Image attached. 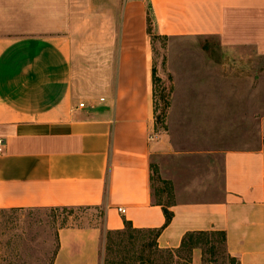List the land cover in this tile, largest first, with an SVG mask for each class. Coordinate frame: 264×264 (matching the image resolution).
Segmentation results:
<instances>
[{
	"label": "crops",
	"instance_id": "obj_1",
	"mask_svg": "<svg viewBox=\"0 0 264 264\" xmlns=\"http://www.w3.org/2000/svg\"><path fill=\"white\" fill-rule=\"evenodd\" d=\"M153 36L264 57V0H0V210L103 212L100 227L58 230L52 264H103L105 232L124 224L161 229L164 250L190 232H223L236 264H264V116L250 148L196 154L152 138ZM87 40L101 46L106 71L89 90L78 78ZM164 155L174 164L168 176L158 167ZM178 159L190 160L187 172ZM152 166L171 188L167 225ZM197 168L204 185L187 177ZM197 188L201 199L189 196ZM190 261L202 264L200 249Z\"/></svg>",
	"mask_w": 264,
	"mask_h": 264
},
{
	"label": "rangeland",
	"instance_id": "obj_2",
	"mask_svg": "<svg viewBox=\"0 0 264 264\" xmlns=\"http://www.w3.org/2000/svg\"><path fill=\"white\" fill-rule=\"evenodd\" d=\"M151 43L153 67L159 79L155 87L154 118L161 117L165 110L164 120H155L152 138L163 143L170 139L176 150L196 154L226 148H250L258 143V120L264 116L263 56L251 50L225 56L215 40L153 36ZM92 44L89 40L80 43L78 78L88 90V86L95 84L92 76L98 81L106 75L100 68L101 46L93 47ZM113 61L111 57V65ZM169 159L170 167L166 155L158 161V167L167 171L165 176L172 172L174 165L172 158ZM177 161L180 174L181 170H189L190 160ZM158 167L152 166L155 202L169 205L173 202L171 188L160 176ZM195 171L187 173L188 179L204 185L207 181L205 171L198 168ZM211 179L212 187L216 189L212 195H218L221 184L218 169ZM204 194L197 188L189 196L201 199ZM102 223L103 212L96 209L0 211V262L52 264L59 229L100 227ZM133 236L138 239L142 235L134 233ZM117 239L113 235L111 241ZM151 240L147 236L143 241L149 243ZM115 249L112 246V250ZM139 251L137 242L130 255L136 258ZM205 259L209 261L205 264H236L221 247L216 256L207 254ZM133 264L139 263L134 261Z\"/></svg>",
	"mask_w": 264,
	"mask_h": 264
},
{
	"label": "trees",
	"instance_id": "obj_3",
	"mask_svg": "<svg viewBox=\"0 0 264 264\" xmlns=\"http://www.w3.org/2000/svg\"><path fill=\"white\" fill-rule=\"evenodd\" d=\"M148 34L151 36V23L148 19ZM153 38V37H152ZM153 76V94L155 98V87L159 79L156 77L155 68L152 70ZM165 108L168 104L165 103ZM164 108V109H165ZM156 114V105L154 102V115ZM165 118V110L162 112L161 117H156L155 120L162 121ZM166 184V183H165ZM162 207L165 217V225H167L172 219V213L168 211L167 207L170 205H163L157 203ZM65 209V208H63ZM55 210V209H52ZM6 211V210H0ZM161 229L157 230H136L130 227L128 224H124V228L118 231H106L104 241V257L103 264H133L137 261L139 264H191L190 256L192 250L200 249L202 252V264L209 262L205 259L207 254L210 257L217 255L219 247L225 251V234L223 232H190L184 235L182 238L180 247L177 250H164L159 249L156 243ZM141 234L140 238H135L133 234ZM118 237L116 242H112V236ZM147 236L152 240L149 243H145ZM139 243L140 251L136 258L130 255L134 251L136 243ZM125 243V244H124ZM112 246H115V250H112ZM113 255V258L111 256Z\"/></svg>",
	"mask_w": 264,
	"mask_h": 264
},
{
	"label": "built area",
	"instance_id": "obj_4",
	"mask_svg": "<svg viewBox=\"0 0 264 264\" xmlns=\"http://www.w3.org/2000/svg\"><path fill=\"white\" fill-rule=\"evenodd\" d=\"M79 107H83V104H80ZM0 144H1V142H0ZM118 212L119 213H124V210L123 209H118Z\"/></svg>",
	"mask_w": 264,
	"mask_h": 264
}]
</instances>
